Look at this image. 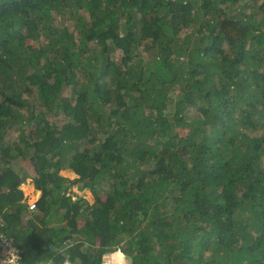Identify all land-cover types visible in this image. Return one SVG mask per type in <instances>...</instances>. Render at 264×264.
I'll return each mask as SVG.
<instances>
[{"label": "trees", "instance_id": "trees-1", "mask_svg": "<svg viewBox=\"0 0 264 264\" xmlns=\"http://www.w3.org/2000/svg\"><path fill=\"white\" fill-rule=\"evenodd\" d=\"M0 222L22 264H264V0H0Z\"/></svg>", "mask_w": 264, "mask_h": 264}, {"label": "rangeland", "instance_id": "rangeland-1", "mask_svg": "<svg viewBox=\"0 0 264 264\" xmlns=\"http://www.w3.org/2000/svg\"><path fill=\"white\" fill-rule=\"evenodd\" d=\"M203 5V3H202ZM239 5H235V11H240L239 9L241 7H238ZM117 54H119V51L117 52ZM117 56V55H116ZM119 57V56H118ZM247 134H256V135H260V131H254V130H251V131H248ZM15 163H22L23 165H26L28 162L27 161H15ZM59 173L63 176H66L68 178H71V179H74L77 177V174L71 170V169H65V170H62V171H59ZM28 187H32L34 188V183L32 182V179L31 178H28L27 181L25 183H23L21 185V189L23 190L24 194H25V198L27 197L26 194H29L30 192H28ZM27 189V190H26ZM75 189V190H74ZM71 191H74L75 194L77 195H84L85 197L88 198V201L93 203L94 202V197L93 195L91 194V192L86 189V190H83V191H79L77 189L76 191V187H72V190ZM37 193V194H36ZM34 193H30L29 196L33 195ZM39 193L35 191V194L33 195V197L31 198L32 200H27V201H37L39 199ZM74 198H76V196H74ZM87 247V245L85 246V248ZM103 264H126V263H129V259L127 258V256L121 251V250H116V251H111V252H108L106 254L103 255Z\"/></svg>", "mask_w": 264, "mask_h": 264}, {"label": "built area", "instance_id": "built-area-1", "mask_svg": "<svg viewBox=\"0 0 264 264\" xmlns=\"http://www.w3.org/2000/svg\"><path fill=\"white\" fill-rule=\"evenodd\" d=\"M29 209H36V200L29 201ZM2 223L0 222V228ZM0 264H22L20 249L12 242L7 235L0 231Z\"/></svg>", "mask_w": 264, "mask_h": 264}, {"label": "crops", "instance_id": "crops-1", "mask_svg": "<svg viewBox=\"0 0 264 264\" xmlns=\"http://www.w3.org/2000/svg\"><path fill=\"white\" fill-rule=\"evenodd\" d=\"M33 189H34V190L32 191V193L35 194V191H36V192H38L39 194H41V192H40L39 190H36L35 187H34ZM74 190H75V189H74ZM76 191H77V187H76ZM34 194H33V195H34ZM36 194H37V193H36ZM26 195H27V197H26L27 200H28V199H29V200H32L31 198L33 197V195H31V196H29V194H26ZM39 197H40V195H39ZM27 202H29V201H27Z\"/></svg>", "mask_w": 264, "mask_h": 264}, {"label": "bare ground", "instance_id": "bare-ground-1", "mask_svg": "<svg viewBox=\"0 0 264 264\" xmlns=\"http://www.w3.org/2000/svg\"><path fill=\"white\" fill-rule=\"evenodd\" d=\"M28 188H29V189H28V192H30V193L34 190L32 187H31V188L28 187ZM26 190H27V189H26ZM30 193H29V194H30Z\"/></svg>", "mask_w": 264, "mask_h": 264}, {"label": "clouds", "instance_id": "clouds-1", "mask_svg": "<svg viewBox=\"0 0 264 264\" xmlns=\"http://www.w3.org/2000/svg\"><path fill=\"white\" fill-rule=\"evenodd\" d=\"M65 264H69V262L66 260V261H65Z\"/></svg>", "mask_w": 264, "mask_h": 264}]
</instances>
